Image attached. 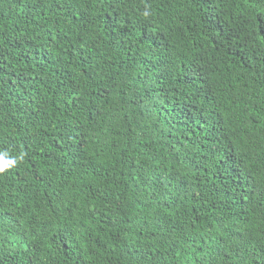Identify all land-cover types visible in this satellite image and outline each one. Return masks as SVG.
<instances>
[{
  "label": "trees",
  "instance_id": "obj_1",
  "mask_svg": "<svg viewBox=\"0 0 264 264\" xmlns=\"http://www.w3.org/2000/svg\"><path fill=\"white\" fill-rule=\"evenodd\" d=\"M5 153L0 264H264V0H0Z\"/></svg>",
  "mask_w": 264,
  "mask_h": 264
},
{
  "label": "clouds",
  "instance_id": "obj_2",
  "mask_svg": "<svg viewBox=\"0 0 264 264\" xmlns=\"http://www.w3.org/2000/svg\"><path fill=\"white\" fill-rule=\"evenodd\" d=\"M6 155V153L0 154V172H3L6 168L15 163L14 159L5 160Z\"/></svg>",
  "mask_w": 264,
  "mask_h": 264
}]
</instances>
